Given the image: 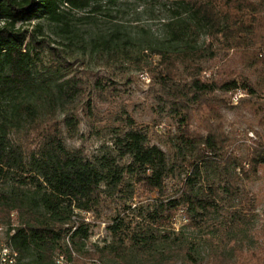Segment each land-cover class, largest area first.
I'll use <instances>...</instances> for the list:
<instances>
[{
	"label": "trees",
	"instance_id": "trees-1",
	"mask_svg": "<svg viewBox=\"0 0 264 264\" xmlns=\"http://www.w3.org/2000/svg\"><path fill=\"white\" fill-rule=\"evenodd\" d=\"M90 1L0 0V182L16 174L37 196L29 202L18 189L0 191V222L9 226L18 264H55L57 255L68 262H78L77 256L118 264L129 258L130 264H264V226L258 234L251 222L254 198L246 192L264 168V0H164L172 4L173 17L162 25V46L152 51L159 58L152 81L159 112L179 119L177 167L130 117L113 140L114 156L89 158L83 148L66 146L64 131L73 137L79 126L73 105L89 85L79 75L62 80L60 71L71 66L68 55L15 25L44 17L67 27L60 5L85 9ZM201 36L205 41L198 47ZM118 39L112 34L95 46L117 58L115 50L128 43ZM214 44L226 56L231 51L258 80L229 66H198L205 53L214 55ZM44 50L53 63L41 71ZM238 91L243 98L233 104ZM222 111L246 126L243 154L234 123ZM125 158L129 162L121 166ZM123 175L133 176L141 193L158 201L135 223L115 217L107 228L111 242L85 251L90 224L82 213H98L106 199L116 198ZM172 179L180 187L170 194ZM180 213L186 223L175 232L171 226ZM233 242H248L246 255L223 263L221 250Z\"/></svg>",
	"mask_w": 264,
	"mask_h": 264
},
{
	"label": "rangeland",
	"instance_id": "rangeland-1",
	"mask_svg": "<svg viewBox=\"0 0 264 264\" xmlns=\"http://www.w3.org/2000/svg\"><path fill=\"white\" fill-rule=\"evenodd\" d=\"M172 10V4L164 0H91L89 7L85 9H70L60 5L59 12L64 14L67 27L61 22L50 21L44 17L15 25V30L34 32L37 38L45 39L52 48L68 55L69 58L66 60L71 66L60 71L62 80L79 75L82 81L89 85L73 105L79 120L77 133L73 137H69L65 131L63 133L69 149L83 148L89 158L103 153L114 156L113 140L124 130L123 120L130 117L136 125L145 128L149 143L159 146L165 152L169 163L178 166L180 160L175 158L174 145L180 125L179 119L159 112L155 102L158 87L152 81V70L159 60L157 56L152 55V51L162 46L165 39L162 25L173 17ZM39 29L42 30L43 36H39L37 31ZM112 34H115L121 43L128 41L124 50H115L118 53L117 58L109 57L106 51L98 50L95 46L98 42L107 40ZM204 41V36H201L197 46H202ZM213 48L214 55L205 53L204 60L196 62L198 66L206 69L212 65L214 70L220 66H229L249 76L253 83L258 80L257 73L243 70L236 63V56L231 51L226 56L216 44ZM39 59L38 66L41 71L53 63L47 50L40 53ZM179 70L183 75L182 64H179ZM214 70H206V76L212 75ZM94 82L99 84L97 90L93 88ZM222 113L229 124L234 123L240 145L238 152L243 154L242 145L246 143L245 124L231 112ZM57 115L62 120L61 112ZM185 154L189 156L188 151H185ZM128 162L129 160L125 158L120 160L119 164L124 166ZM176 171L178 172L177 169ZM123 176L124 188L116 198L106 199L98 213H82V217L90 224L85 251L94 252L96 247L101 248L111 242L107 228L115 217L119 216L127 225L135 223L140 215L144 216L158 201L155 195L142 194L134 183L133 176ZM18 178V175L12 174L1 181L0 191L12 192L18 189L29 202L37 199L34 188L21 186ZM177 181L176 179L168 181L170 194L180 187ZM246 192L254 198V216L251 222L260 234L264 226V168L259 171L258 178L247 184ZM184 219L182 213L178 214L171 228L177 232L186 223ZM10 220L12 226L17 225L15 213L10 215ZM0 225L3 227L0 240L5 241L9 226L6 222H0ZM256 243H261L260 239ZM247 244L233 242L224 247L221 250L222 262L242 260L246 255ZM75 258L79 261H69V264H118L116 261L81 259L77 256ZM126 262L130 264L134 261L129 258ZM175 264L183 263L178 261Z\"/></svg>",
	"mask_w": 264,
	"mask_h": 264
},
{
	"label": "built area",
	"instance_id": "built-area-1",
	"mask_svg": "<svg viewBox=\"0 0 264 264\" xmlns=\"http://www.w3.org/2000/svg\"><path fill=\"white\" fill-rule=\"evenodd\" d=\"M242 97L241 92H236L233 96V102L237 103L238 99ZM0 229L3 227L0 225ZM14 231L9 232V236H12ZM8 230L6 233L7 239L5 241L0 240V264H18V253L8 239ZM55 264H69L64 256L57 255L54 258Z\"/></svg>",
	"mask_w": 264,
	"mask_h": 264
},
{
	"label": "bare ground",
	"instance_id": "bare-ground-1",
	"mask_svg": "<svg viewBox=\"0 0 264 264\" xmlns=\"http://www.w3.org/2000/svg\"><path fill=\"white\" fill-rule=\"evenodd\" d=\"M2 231V229H0V232Z\"/></svg>",
	"mask_w": 264,
	"mask_h": 264
}]
</instances>
